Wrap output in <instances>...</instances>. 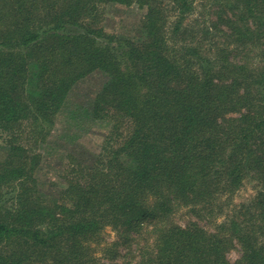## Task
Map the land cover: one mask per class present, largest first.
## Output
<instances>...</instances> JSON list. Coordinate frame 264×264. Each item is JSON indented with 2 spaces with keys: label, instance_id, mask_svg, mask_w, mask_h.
<instances>
[{
  "label": "trees",
  "instance_id": "1",
  "mask_svg": "<svg viewBox=\"0 0 264 264\" xmlns=\"http://www.w3.org/2000/svg\"><path fill=\"white\" fill-rule=\"evenodd\" d=\"M63 110L88 129L45 180ZM0 145V264H264V0H0Z\"/></svg>",
  "mask_w": 264,
  "mask_h": 264
},
{
  "label": "rangeland",
  "instance_id": "2",
  "mask_svg": "<svg viewBox=\"0 0 264 264\" xmlns=\"http://www.w3.org/2000/svg\"><path fill=\"white\" fill-rule=\"evenodd\" d=\"M199 4H201V2L197 4V12L199 13L196 12L190 19H193L195 16H197V14H202L204 16L203 13L209 11V9L200 10L201 6H199ZM144 12L145 9L136 6H126L120 4L109 5L107 7L106 14L107 27L110 28V30L114 28H119V30L133 29V26L137 22H139V14H142ZM87 83L89 84V82ZM78 122L79 120L77 121L73 119V116L66 113L65 110L61 111L57 115L56 124L53 127L51 135L49 136L48 142L43 143V145H41V150L43 151V154H46L47 158H49L51 162V164L42 165L39 169L40 176L45 180L50 178L53 179L56 176V172H58V170H60L61 168L64 154L73 147L76 141L80 140L78 138L79 135L80 137L86 135V131L88 129L86 125H88V123L86 122L87 124H83L81 125V127H78ZM3 152L4 150L1 148L0 145V159L3 158ZM257 191L258 188L256 183L254 181L247 180L245 185L235 193L233 200L229 205V209L227 208V210H225L226 212H224L222 215H219L220 217L218 220H224L229 213L232 214L234 212L235 206H237L238 209L239 205L243 203H248L252 198H254V196L257 194ZM194 218L196 219V217L192 215V212L190 211L189 207L180 208L178 212L174 215L175 221L181 224H186L190 219L193 220ZM203 223L207 224L206 220H203ZM208 227L212 228V223L209 224ZM103 237L104 242L101 243L97 252L99 256H105V254L107 253L105 252L104 247L106 245L112 244L113 242H117L120 238L118 232L112 229L111 227L105 229ZM121 248H119V250H121ZM124 250L125 249H122L121 252L124 253ZM239 255V250H233L230 253V257L233 259L237 258ZM121 258L122 257H119V260Z\"/></svg>",
  "mask_w": 264,
  "mask_h": 264
}]
</instances>
